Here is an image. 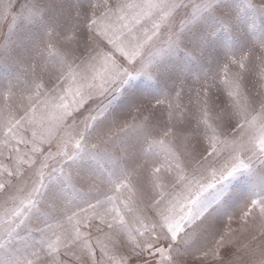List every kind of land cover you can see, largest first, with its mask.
<instances>
[{"label": "snow or ice", "instance_id": "1", "mask_svg": "<svg viewBox=\"0 0 264 264\" xmlns=\"http://www.w3.org/2000/svg\"><path fill=\"white\" fill-rule=\"evenodd\" d=\"M0 264H264V0H0Z\"/></svg>", "mask_w": 264, "mask_h": 264}]
</instances>
